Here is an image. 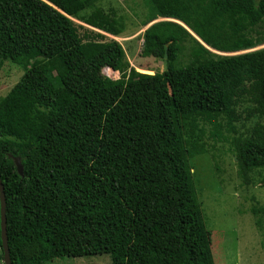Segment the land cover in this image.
I'll return each instance as SVG.
<instances>
[{
  "label": "trees",
  "instance_id": "obj_1",
  "mask_svg": "<svg viewBox=\"0 0 264 264\" xmlns=\"http://www.w3.org/2000/svg\"><path fill=\"white\" fill-rule=\"evenodd\" d=\"M102 1L0 0V65L26 68L0 98L12 263L110 254L112 264H215L191 172L205 152L195 115L225 112L234 124L247 104L260 121L235 141L238 174L250 184L258 172L264 187V47L251 50L264 44V0H145L144 25L176 19L229 53L212 58L182 25L159 21L143 35L145 53H168L153 74L126 72L122 44L107 36L125 21ZM253 211L262 224L264 206Z\"/></svg>",
  "mask_w": 264,
  "mask_h": 264
},
{
  "label": "rangeland",
  "instance_id": "obj_2",
  "mask_svg": "<svg viewBox=\"0 0 264 264\" xmlns=\"http://www.w3.org/2000/svg\"><path fill=\"white\" fill-rule=\"evenodd\" d=\"M106 9L113 8L125 21L120 36L107 34L119 41L129 61V69H148L152 73L164 71V60L145 53L143 35L153 23L170 20L182 25L209 51L210 57L229 55L207 46L185 23L171 18H158L146 25L147 6L145 0H103L100 3ZM76 22H79L75 20ZM180 61L190 64L193 61L192 42H184ZM257 46L251 50L263 48ZM250 51V50H247ZM245 52V51H243ZM238 53V52H237ZM240 53V52H239ZM26 68L23 65L4 61L0 65V98L20 80ZM103 74L112 79L122 78L125 72L113 75L106 70ZM247 104L236 105L241 118L229 121L225 112H197L196 120L203 137L205 152L191 160V172L196 186L197 198L203 202L206 223L212 232V252L215 264H264V214L262 224L258 223V212L253 206H264V187L260 184L261 175L253 173V182L246 184L238 174L235 141L241 136H249L251 130L260 121L258 116L247 118L243 110ZM0 264H4L0 250ZM46 264H112L110 254L91 257L56 258Z\"/></svg>",
  "mask_w": 264,
  "mask_h": 264
},
{
  "label": "water",
  "instance_id": "obj_3",
  "mask_svg": "<svg viewBox=\"0 0 264 264\" xmlns=\"http://www.w3.org/2000/svg\"><path fill=\"white\" fill-rule=\"evenodd\" d=\"M175 21H179L176 19H173ZM180 22V21H179ZM182 23V22H180ZM167 58L168 53H165V59H164V70L167 69ZM12 157V155H10ZM15 164L17 166V170L19 174L24 175V166L21 161V157H14ZM0 215H1V238H2V247L4 250V264H13L10 256V249L8 245V235H7V201H6V195L4 190V184L2 182V179L0 177Z\"/></svg>",
  "mask_w": 264,
  "mask_h": 264
}]
</instances>
